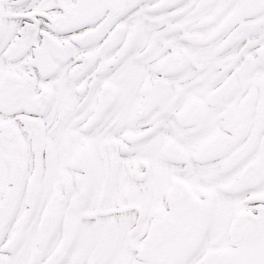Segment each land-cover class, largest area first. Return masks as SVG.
<instances>
[{"label":"snow or ice","instance_id":"1","mask_svg":"<svg viewBox=\"0 0 264 264\" xmlns=\"http://www.w3.org/2000/svg\"><path fill=\"white\" fill-rule=\"evenodd\" d=\"M0 264H264V0H0Z\"/></svg>","mask_w":264,"mask_h":264}]
</instances>
